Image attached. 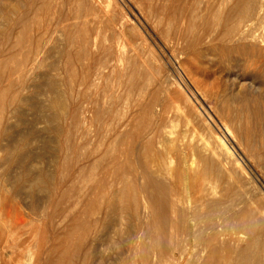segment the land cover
<instances>
[{"label":"rangeland","instance_id":"obj_1","mask_svg":"<svg viewBox=\"0 0 264 264\" xmlns=\"http://www.w3.org/2000/svg\"><path fill=\"white\" fill-rule=\"evenodd\" d=\"M41 1L42 0H26L28 4L24 9V12L27 11L28 13L29 11H31L28 13L29 15L31 14V17L33 16L32 14H34V17H32V20L29 21V24H27V26H11L13 28L12 34L14 35L11 36L10 39L5 36L3 37L4 33H0V59L3 60L2 63L5 59H7V61L5 60L6 62H4L3 66H11L13 70L12 77L17 84L14 89L7 91L8 93L4 95V99H0V116L4 114L3 111L5 112V115L0 117V264H30L31 250L34 253H38L41 257H45L46 254L44 255V253H42L40 243H42V241L44 240L52 239L54 232L52 231V229L49 231H44V229L41 228L40 223H42V221H45L46 223L61 222L62 228L58 229L57 231L64 233L67 228L63 225H66L73 219L75 215V212L73 211L78 208H82L85 205L86 201L89 198L88 196H90L91 194L90 187L95 180L98 181V179L102 176H105L106 180L108 179L105 188V190H108L107 196H111L112 194L110 193L114 194V192L117 191V177L113 174V172L110 171L111 169L106 171L102 169V164L104 163V161H102L100 163V166H98L99 169L98 167H96L97 169H90L93 171H90L88 169L90 167L87 166L84 174L79 176L74 173L72 164H74V160L76 158H79L81 162L86 163V157L84 156H86L87 154H92L91 158H93L94 156L96 157V154L98 153L94 152V150L98 151L99 147L100 149L106 147L109 142L108 139L110 138L109 133L114 127L117 120L121 119V116H124L125 114L131 115L133 113H142L144 105L152 106V111H149L151 113H148L145 119H142L145 122L161 119L164 126L162 127V130H165L163 132V134H165L163 135L165 144H162L167 145L170 143V140L175 138L174 140L178 144L180 143L189 151L186 155L187 162L192 161L194 164H199L205 157H207L208 159L212 157L210 154V150H207V147H209L210 144H214V137L211 136V133H213V135L214 132H217L219 135L223 134L222 136L230 143V145L232 146L234 157L236 158V160H238L239 164L243 166L244 170L248 174L245 178L237 181L238 183L235 182L232 177L228 178L229 180L224 177L221 181V183L223 184H221L220 187L228 191L227 198L231 196L230 200H233L231 202H233L235 210L238 211V216L241 219L248 221L253 228L252 230H255L252 232L258 238L260 237L258 239L259 245L254 247V252L256 253L257 251V254H259L260 252L258 251H261L260 254L262 255V262L258 263L264 264V253H262L264 252V196L261 194V191L264 192V145H262L264 144V110H256L255 112L252 111L253 108L250 107L251 109L249 116H246L242 120L243 122L241 125V132L244 133L243 135L245 136V138L248 137L249 141L250 151H247L246 145L241 140H239L238 137L232 138L229 134L226 133L225 128L222 124L223 117L221 107L218 106L217 103V101L219 102L220 96H222V94H227L229 97L231 96L232 99H235V94L237 99L245 97V99L248 100V97H250L248 101H252V95H254L253 99L255 97L260 99L261 97L259 95V98L258 94L261 93L262 98H264L263 90L258 89L255 91V88H253L251 93L249 92L250 89L247 88V82L251 80L252 77V79H254L253 82H255L256 84L258 82L261 84L264 81V69H259L258 67L253 69V65L249 66L250 61H246L245 58L247 57L242 53L239 54V52H232L230 57L232 59L233 56V59H228L230 63L226 61L225 63H221V65L220 62H218V58L216 56L217 54H215L214 52H209L206 49L207 46H204L205 44L208 45L209 43L207 39H204L206 42L202 40L203 43L202 41L200 42V40H192L194 39V35H196L198 31H200V19L198 20V17L191 18V13H188V11L186 10V6H188V4L194 5L195 1L197 0H193L194 3L192 2V0H95L96 2H94V0L93 2L92 0H89V3L91 2L93 4L92 5L90 3L91 10L95 9L92 10L93 13L91 14L93 17H96V20L93 19L90 25L91 27L92 23L93 25L96 23V25L93 26V29H95L96 31H92L93 29L90 28V33L92 32V36L95 35L96 37H93L95 45L93 43L91 44V55H88L89 57L86 54L77 55L76 51L78 48L76 47H78L79 43L75 41L77 45L75 43L72 44L73 46L70 44L68 45L66 36H64L65 34L62 31L64 29L63 25H65L67 21H70L66 20V11H69L71 16H73V11L75 12L79 10L78 8L81 9L78 12H83L82 8L84 7V5H82L81 3L77 4L76 1H72L70 2V4L65 3L62 7L61 5L56 6V2H52L50 6L49 4H47L39 9L37 7L40 6ZM94 3L95 6L99 3V5H97V9L95 8ZM29 4L32 6H29ZM101 5L104 7V9H107L105 11H103V8L102 10L99 9L102 7ZM148 5H152L150 6L152 9H150ZM195 5H198V1L197 4L195 3ZM85 7L88 8L89 5H85ZM85 7L83 10L87 9ZM163 7L166 9L162 10ZM69 8L70 10H68ZM160 8L161 12L159 10ZM177 9L179 10V12ZM85 11L83 13H85ZM96 11L101 13L98 14ZM107 11H111V13H114L116 16V20L118 19L115 22V25H112L109 22H107L108 24L106 23L105 20H108V14H111L110 12L107 14ZM94 12L98 14V16H101L102 19L100 17L99 19L101 20H97L98 16ZM104 12H106L105 15ZM159 12L160 14H158ZM157 15H159V17ZM1 16L2 14L0 15V17ZM92 16L90 15L89 18L91 19ZM121 17L123 18V21L120 19ZM160 17L162 18V21ZM1 19L4 21V17H1ZM194 20H196L197 23H194L195 26H193ZM101 21H103L102 25H100ZM119 21H121L120 23L127 21V23L125 22V26L123 24L122 26L119 24ZM171 21L173 23H171ZM181 21L184 22L182 23ZM109 25L113 27H110ZM133 25L134 27H131ZM59 27L61 28V31ZM189 27L194 30L190 29ZM21 29L23 31H21L20 33ZM45 30H47V33H45ZM217 30L218 28H214V32H212L217 33ZM191 31L194 32L190 33ZM42 32L44 33V35L42 36L43 38L40 37V35H42ZM183 34H187V36ZM16 37H19L18 41L20 43L23 40V42L20 44L23 47L20 45H18L16 48L11 47V44L13 40H16ZM186 39L191 41L189 42ZM99 42L101 45H99ZM108 46H112L110 47L111 49H109V51ZM70 47L71 53L69 50ZM196 47H198V49ZM94 49L97 52H94ZM106 50L108 51V53L106 52ZM111 52L112 54L115 53L112 56L109 55V59L112 58V62L107 63L110 62L109 59L106 60L107 62L103 61L106 55ZM105 53L106 55H104ZM99 54H103L105 57L102 59V56L98 57ZM211 54H214V59L213 57H211L213 56ZM84 55L85 57L84 59H82L81 57H83ZM7 57H11L13 59L10 58L9 60ZM215 57L217 59H215ZM97 59L101 62L99 61V63ZM242 59L247 62V65L244 64L245 61H242ZM87 60L90 61L88 62ZM212 60L214 61V63ZM232 61H234L235 63L237 62V64H234V62ZM82 62L86 65H82ZM105 62L108 64V67L105 66ZM224 64H226V66ZM243 65H245V68L243 67ZM95 66L100 67H98L97 69V67ZM248 66L249 68H252H250L249 70ZM15 67H19V70L15 69ZM83 69L86 70L84 71ZM15 70H17V72ZM6 76L7 75H5V77ZM96 76L99 79L96 78ZM5 77H2L3 83L6 82ZM24 77L27 79H25ZM236 77L239 78L237 79ZM241 81L242 83H240ZM237 85H239V90ZM226 88H230L231 90L229 89V91ZM200 89L201 93L199 92ZM56 91L58 92V94ZM239 93L240 97L238 96ZM243 93H247L248 95L246 94V96H243ZM256 93L258 94L256 95ZM12 94L14 95V97L16 96L15 99L13 98ZM188 99L189 101H187ZM2 100L5 101V104H2V102L4 103V101ZM196 105L198 108L196 107ZM231 106H233V104H231ZM111 107L113 109L112 116H108L107 112L109 109H111ZM102 108H104V110ZM116 109L118 110V112L116 111ZM73 110L76 112V114L80 115L81 119L79 117V121H74L73 119H71ZM197 110H199V113H201H196ZM92 113L93 115H91ZM95 113L99 114V117H96V115H94ZM57 116L59 118V121L57 120ZM54 117H56V119ZM202 117L205 121L202 120ZM82 118L84 119L82 120ZM85 118L87 120H85ZM247 118H249L248 121ZM136 119L137 118L135 117L134 122L139 120V118L138 120ZM245 122H248L249 124H246ZM211 130L214 132H211ZM206 139L210 140L211 142L208 143L209 146L206 145L208 142V140L206 141ZM129 140L131 142L134 140V144L137 146L140 145L139 139L134 138ZM73 143H75L76 145ZM162 144H160V146ZM120 145L122 144L116 142L113 147L115 148V146H117V148H119ZM251 148L254 151V156H252L253 153L251 152ZM256 155L262 159L256 158ZM259 160L261 162H259ZM43 171L48 173L49 179L52 182L48 179L47 183H42L43 185L40 184L31 187L28 181V177L30 176L29 174L32 173L31 175H37L41 174ZM21 176L24 177L22 178ZM90 182L91 184H89ZM18 184H21L19 186V189ZM13 185L15 186L14 189ZM137 195L138 203H140L138 204V210L136 213V217L138 215V219L134 217L130 220H128V217H125L123 219L119 212V214L116 213L114 207H108V205H106L105 198L102 199V195L100 196L99 194L98 196H96L98 199H95V206L93 207V210L86 213L84 218L93 221L94 219H101L102 216L107 213V223L105 222L104 227L102 225H100L99 227L98 225V228H92L91 231H87L88 235L89 233L93 235L94 232H97V234H94L97 236L102 235L103 237H105V240H103L104 238L100 239L102 238V236L97 237L100 241L102 240V242H104V247H101L99 249V252H97V249L96 253H94L92 259L93 264H113L115 259L122 256L120 254H125L126 249L125 252L124 250H122V253L120 252V249L123 248H119L118 245L111 244L114 242V235H120L125 238L126 236H132L131 234H135L136 236L134 235V238L136 239L139 235H141V233L143 234L140 224H146L145 221L150 215H148V208L143 209L142 204H144L145 199L142 193H138ZM261 195L263 196V198L261 197ZM97 200L99 201V203L97 202ZM77 202H79V204L81 202L78 208V205H76L78 204ZM97 203L99 205L101 203L104 204V206L102 205L103 211L101 209V206L99 210ZM71 204L73 205L72 207L70 206ZM70 207L72 208V210ZM146 211L148 212V214H146ZM100 212L101 214H99ZM120 220L122 221L120 222ZM135 220L138 222L137 228ZM141 220L142 222H139ZM38 225H40V228L38 227ZM116 225H119V227L115 232L114 228L117 227ZM168 227L169 226H167L166 228L169 232L170 227ZM102 229L104 230L102 231ZM135 229H137V233ZM33 233L37 234H35L34 236ZM105 234L109 235L111 238H106L107 236H105ZM73 236L74 235H72V238ZM244 236L248 237V234ZM124 238H122V240H124ZM143 238L145 239L144 236ZM147 238L146 240L148 241L149 238ZM107 239H111V241L109 240L110 244L107 243ZM117 239L121 240L119 236H117ZM244 239L246 240V238ZM244 239L242 240L243 242ZM49 241L50 240H48L47 242ZM12 243L13 245H11ZM67 243L70 246L71 241ZM35 244L37 246H35ZM35 247L36 249H34ZM29 248L32 249L30 250ZM116 248H119V250H116ZM28 249L30 250V252ZM6 252L8 254H6ZM101 252H104V254H101ZM2 253L4 255L3 258ZM66 255L67 256L65 257L63 262L64 264L69 261L68 254L66 253ZM205 256L206 255L204 253L203 257ZM104 257L108 259H105ZM18 258H23L24 260L19 261ZM17 260L19 261V263L17 262ZM21 261L22 263H20ZM141 263L144 264V262Z\"/></svg>","mask_w":264,"mask_h":264},{"label":"bare ground","instance_id":"obj_2","mask_svg":"<svg viewBox=\"0 0 264 264\" xmlns=\"http://www.w3.org/2000/svg\"><path fill=\"white\" fill-rule=\"evenodd\" d=\"M72 1H76L77 4L81 3L82 5H84V7H85V5H89V7H90V5L92 4L91 2H90L91 4L89 3V0H60V1L42 0L40 6H38L37 8L40 9V8H42V6L44 7V5H47V4H49V6H50L52 2H54V3L56 2V6L61 5L63 7L65 3L70 4V2H72ZM197 1H198V5H195V3L197 4ZM197 1H195V3H194L192 0L194 5L188 4V6H186V10L188 11V13H191L190 14L191 18L192 17L193 18L198 17V20L200 19L199 20L200 31L197 30L198 33L196 35H194V39H192V40H196V41L200 40V42H201L202 40L205 41L204 39H207L209 43H208V45L205 44L204 46H207L206 49L209 52H212V53L214 52L215 54H217L216 56H217L218 62H220V64L225 63L226 61H228V59L230 60L231 59L230 56H231L232 52H236V53L239 52V54L242 53L244 56L247 57L245 59H246V61L247 60L250 61L249 62L250 64L249 63L248 64H249V66L253 65V69H255L257 67L259 69L260 68L264 69V0H197ZM92 2H93V0H92ZM94 2H96V1L94 0ZM27 4L28 3L26 2V0H25V2H24V0H0V12L2 14L1 17H4V21L0 17V33H4L3 37L5 36L8 39H10L11 36L14 35V34H12L13 28L11 26H13V27H18V26L24 27V26H27V24H29L30 20H32V17H34V14H32L33 16L31 17V14L30 15L28 14L31 11H29L28 13H27V11L24 12V9L26 8ZM97 5H99V3ZM97 5L95 6V3H94V6L96 9H97ZM152 5H150V6H152ZM29 6H32V5L29 4ZM94 6H93V8H94ZM84 7L82 8V11L84 12L86 10L85 13L78 12L81 10L80 8H78L79 10H77L75 12L73 11V16H71L69 11H66L67 13L65 12L67 15L64 13L66 15L65 16L66 20H70V21H67L65 23V25H63L64 29L62 31L65 34L64 36H66V40H67L68 45L69 44L72 45L73 43H75V41H77L79 43L78 47L74 46V47L78 48L76 51L77 55L78 54L79 55L80 54H86L88 56V55H91L90 46L92 47L91 44L92 43L94 44V42H95L93 37H96L95 35L92 36V34H91L92 32L90 33V28L93 29V26L96 25V23L94 25L92 23L91 27H90V25H91V22L93 21V19L96 20L95 19L96 17H93L91 14V13H93L92 10H95V9L91 10V7L90 8L85 7L87 9L83 10ZM37 8H36V12H37ZM59 8H61V7H59ZM98 8H99V6H98ZM102 8L104 9L103 6L99 9L102 10ZM106 9L107 8H105L103 11H105ZM150 9H152V8L150 7ZM163 9H166V8L163 7L162 10ZM27 10H30V9H27ZM59 10H61V9H59ZM66 10H67V8H66ZM68 10H70V8ZM159 10L161 12V8ZM96 12L98 14L101 13V12L99 13L98 11H96ZM109 12L111 13V11H107V14ZM160 12L158 14H160ZM178 12H179V10H178ZM89 13L92 16V18H91L92 20L89 18V16H90ZM98 14H96V15L98 16ZM105 14H106V12H104V15ZM52 15H53V13H52ZM157 16L159 17V15H157ZM175 16H176V12H175ZM71 17H72V19H71ZM100 17L101 16H98L97 20H101L102 17H101V19H99ZM120 19L123 21L122 17ZM126 19H127V17H126ZM160 19L162 21L161 17H160ZM117 20H116L115 14L111 13V14H108V20H105V21H106V23L109 22L112 25H115V22ZM124 20H125V18H124ZM120 22L121 21H119V24L120 25L123 24L124 26H125V22L127 23V21H125L123 23H120ZM97 23H99V22H97ZM102 23H103V21H101L100 25H102ZM171 23H173V22L171 21ZM194 23H196V20H194L193 24ZM134 25L131 27H134ZM38 26H41V25H38ZM193 26H195V24ZM60 27H62V26H60ZM110 27H113V26H110ZM135 28H137V27H135ZM189 28L192 29L191 27H189ZM214 28H218L217 33H213ZM26 29H28V28H26ZM98 29H99V27H98ZM112 29H114V28H112ZM94 30L95 29H93L92 31H94ZM100 30H101V28H100ZM192 30H194V29H192ZM21 31H23V30L21 29L20 33H21ZM60 31H61V28H60ZM15 32H17V31H15ZM193 32L191 31L190 33H193ZM45 33H47V30H45ZM195 33H196V31H195ZM43 35H44V33L42 32V35H40V37L43 38L42 37ZM183 35L187 36V34H183ZM19 37H16V40H13V42L11 44L12 48H16L18 45H20L23 42V40L21 43L18 41ZM29 37H30V35H29ZM40 37H39V39H40ZM184 40H185V38H184ZM186 40H188V39H186ZM203 41H202V43H203ZM99 45H101L100 42H99ZM20 46H22V45H20ZM110 47H112V46H110ZM110 47L108 48V51H109V49H111ZM76 48H75V50H76ZM196 48L198 49V47H196ZM69 50L71 53V47ZM108 51L106 50L107 53H108ZM94 52H97V51L94 49ZM112 52L107 54V55L105 53L104 55H106V57L103 54L102 55L99 54L98 57L102 56V59L105 57L103 59V61H106L107 59L110 58V56L115 54V53L112 54ZM196 52H198V51H196ZM10 54H12V53H10ZM94 54H96V53H94ZM20 55H23V54H20ZM135 55H136V53H135ZM211 55H213L211 57H213V59H214V54H211ZM84 57H85V55L81 58L84 59ZM7 58L10 60L11 57L10 58L7 57ZM22 58H24V57H22ZM74 58H75V56H74ZM217 58L215 57V59H217ZM11 59H13V58H11ZM232 59H233V56H232ZM5 60L7 61V59H5ZM5 60H4V62H6ZM109 60H110V62H107V61L106 62L111 63L112 58ZM209 60H210V57H209ZM2 61L3 60L0 59V99H2V98L4 99V95H6V93H8L7 91L14 89L17 85L15 83L13 77H12L13 70H12L11 66L10 67L6 66V65L3 66L4 62L2 63ZM87 61L89 62L90 60H87ZM99 61L100 60H98V62ZM242 61H245V60L242 59ZM246 61L244 62V64L247 65ZM232 62H234V61H232ZM105 63H104V65H105ZM107 63L105 66L108 65ZM213 63H214V61H213ZM234 64H237V62L236 63L234 62ZM242 64H243V62H242ZM82 65H86V64L83 63ZM224 65L226 66V64H224ZM16 66H17V64H16ZM100 66H98V67H100ZM109 66H110V64H109ZM244 66L245 65H243V67ZM249 66H248V68H249ZM95 67H97V66H95ZM98 67H97V69H98ZM107 67H105V68H107ZM232 67H234V66H232ZM18 68L15 67V69H18ZM145 68H146V66H145ZM250 68H252V67H250ZM250 68H249V70H250ZM246 69H247V66H246ZM15 71L17 72V70H15ZM190 73H191V71H190ZM5 75H7V76L5 77ZM2 77L6 78V82L3 80L5 83L2 82ZM93 78H94V75H93ZM96 78H98V77L96 76ZM252 78H251V80L247 79V80H249L248 82L246 80V82L248 84L247 88L250 89L249 92H251L253 90V88H255V91L260 89V90H263V92H264V81L261 84L259 82L256 84L255 82H253L254 79H252ZM25 79H27V78H25ZM237 82H239V81H237ZM240 83H242V81ZM237 86H238V90H239V85H237ZM226 89H228V88H226ZM199 92L201 93V89ZM238 92H236V93H238ZM242 92H244V91H242ZM119 93H120V91H119ZM181 93H183V92H181ZM57 94H58V92H57ZM246 94L247 93H243L242 95L246 96ZM257 94L258 93H256V95ZM63 95H65V94H63ZM231 95H232V92H231ZM259 95L261 98L259 97ZM238 96L240 97V93ZM234 97H235V99H232L231 96L229 97L227 94H224V95L222 94V96H220V100L218 99L219 102L217 101L218 106L221 107V112H222V117H223V123L222 124H223L227 134H229L232 138L238 137V139L241 140L246 145L247 151H250L248 137L245 138V136L243 135L244 133L241 132L242 131L241 125L243 122L242 120L246 116H249L250 109H251L250 107H252L253 108L252 111H255V112H256V110L263 111L264 110V98H262L261 93L258 94V97L260 99H258L257 97H255L253 99L254 95H252V97H251L252 101H248L250 99V97H248V100H246L245 97L237 99L236 94ZM13 98L15 99L16 96L14 97V95H13ZM2 101H4V100H2ZM187 101H189V99ZM108 103H109V101H108ZM2 104H5V101H4V103L2 102ZM66 104H69V103H66ZM231 104H233V106H231ZM112 107L107 112L108 116L109 115L112 116V112H113ZM196 107H197V105H196ZM140 108H141V106H140ZM212 108H214V107H212ZM102 109L104 110V108H102ZM87 110H88V108H87ZM92 110H93V108H92ZM114 110H115V108H114ZM116 111L118 112L117 109H116ZM149 111H152V106L144 105L143 106V112L141 110L142 113H133L131 115H129V114L124 115L123 114L124 116H121V119L117 120L114 127L111 129V131L109 133V137H110L109 139L110 140L108 139L109 142L106 145V147L102 148L103 147L102 146L101 147L102 149H100V147H99L98 151L94 150V152L98 153V154H96L97 155L96 157L94 156L93 158H91L92 154L91 155L87 154L86 156H84V157H86V159H85L86 163L81 162L79 158H76V159L74 158L75 160H74V164H72L73 165L72 169H74V173L77 174L78 176L84 174V172L87 169V166L90 167V168H88L90 170L91 168H96V167L100 166V163L102 161H104V163L102 164V169L105 171L111 169L110 171L113 172V174L117 177L116 182L118 183L117 184L118 189L116 188L117 191L115 190L116 192H114V194L110 193V194H112L111 196H107L108 190H105V188H106V184L108 182L107 181L108 179L106 180L105 176H102L101 178H99L98 181H96L94 179L95 181L94 182L92 181L93 183L90 187L91 194H90V196H88L89 197L88 200L86 201L85 205L82 208H78L79 205L81 204V202H80V204H79V202H77L78 204H76V205H78L77 206L78 209L73 211V212H75L73 219L70 222H68L66 225H63L64 227L66 226V228H67V230H65L64 233L57 231L58 229L62 228L61 222L46 223L45 221H42V223H40L41 228H43L44 231L45 230L49 231L52 229V231L54 232L53 233L54 235H53L52 239H48V240H50L49 242H47L48 240H44V241H42V243H40V248H41L42 253H44V255L46 254L45 257L44 256L41 257L38 253H34L31 250L32 248H29L31 250L30 264H64L63 263L64 259L67 256L66 253L68 254V257H69V261L66 262V264H93V262H92L93 261L92 260L93 255H94V253H96L97 249H98L97 252H99V249L101 247H104V242H102V240L100 241L99 238H97V237H100L102 235L97 236V235H95V234H97V232L96 233L94 232L95 233L94 234L93 231H92L93 235L90 233L88 235L87 231H89V230L91 231L92 228H98L97 227L98 225H99V227H100V225H102L104 227L105 222H106V215H107V213L104 214L101 219H94V220L92 219L93 221L84 218L86 213H88L89 211L91 212V210H93V207L95 206V199H98L96 196H98L99 194H100V196L102 195L101 197H103L102 199L105 198L106 205H108V207H114L116 210V213L119 212L120 215L123 217V219L125 217L126 218L128 217V220H130V219H133L134 217H136V213L138 210L137 209L138 204H140V203H138V200H137L138 199L137 198L138 193L139 194L142 193V195L145 199V201L143 200L144 204H142V205H143V209L148 208L149 214L147 211H146V214L150 215L149 216L150 219H149V217H147V220L145 221L146 224H140L141 226L139 225L142 228L143 234L141 233V235H139L138 238H136V239L134 238L136 235L134 234L135 235L134 236L131 233L130 234L132 236H129V237L126 236L125 238L120 236V235H117L120 237L121 240L117 239V236L114 235V239H113L114 242L111 244H115V245H118L119 248L120 247L123 248V249H120L121 250L120 252H122V253H123L122 250H124V252H125V249H126L125 254H120V253L116 252L122 256L119 255L120 256V257L118 256L119 258L116 257L117 259H115V261L113 260L115 262V264H140L141 262H144V264H187V263L188 264H201V263L202 264H259L260 262H262V255L260 254L261 251H258V252H260L259 254H257V251H256V253L254 252V247L259 245L258 239L260 237L258 238L252 232L255 230H252L253 228L251 227V225L249 224L248 221L243 220L238 216V211L235 210L233 202H231L233 200H230L231 196L227 198V196H228L227 192L228 191H226L225 189L220 187V185L223 184V183H221V181L224 177H226L227 180H229L228 178L232 177L233 180L235 182H237L240 179L245 178L246 175L248 174L244 170L243 166H241L239 164L238 160H236V158L234 157L232 146L230 145V143L222 136L223 134L219 135L217 132H214L211 130V132H214V135H213V133H211V136L214 137V141H213L214 144L213 145L210 144V146H209L208 143L210 142V140L206 139V141L208 140L206 145L209 146V147H207V150H210V152H211L210 154L212 157L210 159H208L207 157H205V158L203 157L204 159H202V162L199 161L200 162L199 164L198 163L194 164L192 161L187 162L186 161V155L189 151L187 150L186 147H183L180 143L178 144L174 140L175 138L172 140L169 139L170 143L167 145H164L165 143H164L163 135H165V134H163V132L165 130H162V127H164V126H163V121H161V119H157L156 121H146V122L143 120L148 115V113H151ZM197 111H196V113H198V114L201 113V112L199 113V110H197ZM94 112H96V111H94ZM259 112H258V114H259ZM3 113H4L3 115H5L4 111H3ZM93 113L91 115H93ZM3 115H1L0 117H2ZM94 115H96V117H99V114H97V113H95ZM100 115H101V113H100ZM254 115H255V113H254ZM151 116H152V114H151ZM71 117H72L71 119H73L74 121H79L80 115L76 114V112L73 110V114ZM135 117L137 118L136 120H138V118H139V120L136 122H134ZM54 118L56 119V117H54ZM57 118H58V116H57ZM249 118H252V117H249ZM249 118H247V121ZM80 119H81V117H80ZM83 119L84 118H82V120ZM57 120L59 121V118ZM85 120H87V119L85 118ZM202 120H203V117H202ZM203 121H205V120H203ZM245 123L247 124L248 122H245ZM129 127H131V128H129ZM208 129H209V127H208ZM3 130H4V128H3ZM205 130H206V128H205ZM10 137H12V136H10ZM134 138L139 139L140 145L137 146L134 144L135 143L134 140H133L134 142L133 141L131 142L129 140V139H134ZM116 142H118L122 145H120L119 148H117V146H115V148H114L113 146H114V144H116ZM162 143H164V144H162ZM263 143H264V141H263ZM73 144H75V143H73ZM160 144H162V145L160 146ZM262 145H264V144H262ZM73 147H75V146H73ZM252 147H253V145H252ZM251 152L253 153L252 156H254L253 149L251 150ZM256 158L262 159L259 156H257ZM259 162H261V161L259 160ZM186 163H188V164H186ZM136 164H137V166H136ZM98 169H99V167H98ZM90 171H93V170H90ZM31 174H29L30 176L28 177V181H29V184L31 187L40 185L42 183L44 184V182L47 183V181L49 179L48 173L44 172V171L41 174H37V175H31ZM69 174H70V172H69ZM26 175H24V176H26ZM100 175H101V173H100ZM98 177H99V175H98ZM92 179H90V180H92ZM96 179H97V177H96ZM71 180H73V179H71ZM239 183H241V182H239ZM89 184H91V182ZM20 185L18 184V189H19ZM111 186H112V184H111ZM14 188H15V186L13 185V189ZM261 194L264 196V192L261 191ZM262 195H261V197L263 198ZM106 197H107V199H106ZM76 200H78V199H76ZM97 202L99 203L98 200H97ZM75 203H74V205H75ZM102 205L104 206L103 203H101L100 205L98 204L97 206H98L99 210H100V206H101V209L103 211ZM70 206L72 207L73 205L71 204ZM67 209H68V207H67ZM110 209H112V208H110ZM71 210H72V208H71ZM97 213H98V211H97ZM99 214H101V212ZM120 215H118V216H120ZM67 216H70V215H67ZM257 216H259V215H257ZM97 217H98V215H97ZM137 217H138V215H137ZM141 219H144V218H141ZM61 220H62V218H61ZM121 221L122 220H120V222ZM139 222H142V220ZM137 223L138 222L136 221V228L138 227ZM21 224H23V223H21ZM118 224H120V223H118ZM126 224H127V222H126ZM39 226L40 225H38V227ZM167 226L170 227V228L168 227L169 232H168V229L166 228ZM114 227H115V225H114ZM118 227H119V225L116 228H114L115 230L113 228L112 229L116 232L117 231L116 229H118ZM104 229H102V231ZM108 230H110V229H108ZM135 231L137 233V229H135ZM2 232H4V231H2ZM105 233H106V231H105ZM33 234L35 236V234H37V233H33ZM111 234H112V232H111ZM246 234H248V237L244 236ZM72 235H74L73 238H72ZM105 236H107L106 238H108V237L111 238L109 235L105 234ZM143 236L145 237V239L143 238ZM147 237L149 238L148 241H150V242H148L146 240ZM122 238H124V240H122ZM244 238H246V240ZM100 239L105 240V237L102 236V238H100ZM243 239H244V242L242 241ZM109 240L111 241V239H109ZM109 240L107 243L110 244ZM69 241H71L70 246L67 243ZM240 241H242V242H240ZM36 244H37V241H36ZM36 244H35V246H37ZM11 245H13V243ZM97 247H99V248H97ZM113 247H114V245H113ZM119 248H116V250L117 249L119 250ZM34 249H36V247ZM30 250H29V252H30ZM204 253L206 255L205 257H203ZM262 253H264V252H262ZM6 254H8V253L6 252ZM101 254H104V252H101ZM3 256L4 255L2 253V258H3ZM99 256H101V255H99ZM19 258H18L19 261L24 260L23 258L22 259H19ZM104 258L108 259L106 257H104ZM18 260H17V262L19 263ZM114 262H113V264H114ZM20 263H22V261Z\"/></svg>","mask_w":264,"mask_h":264}]
</instances>
